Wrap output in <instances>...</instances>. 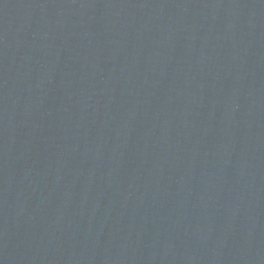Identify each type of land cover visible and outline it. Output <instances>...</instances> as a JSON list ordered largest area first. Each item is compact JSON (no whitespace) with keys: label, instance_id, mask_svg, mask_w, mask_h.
I'll list each match as a JSON object with an SVG mask.
<instances>
[{"label":"water","instance_id":"1","mask_svg":"<svg viewBox=\"0 0 264 264\" xmlns=\"http://www.w3.org/2000/svg\"><path fill=\"white\" fill-rule=\"evenodd\" d=\"M262 0H0V264H185Z\"/></svg>","mask_w":264,"mask_h":264}]
</instances>
